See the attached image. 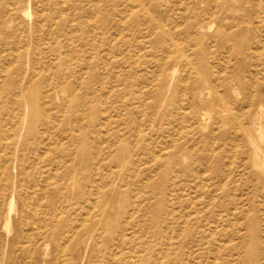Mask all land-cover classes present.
Listing matches in <instances>:
<instances>
[{
  "label": "rangeland",
  "instance_id": "obj_1",
  "mask_svg": "<svg viewBox=\"0 0 264 264\" xmlns=\"http://www.w3.org/2000/svg\"><path fill=\"white\" fill-rule=\"evenodd\" d=\"M0 264H264V0H0Z\"/></svg>",
  "mask_w": 264,
  "mask_h": 264
},
{
  "label": "bare ground",
  "instance_id": "obj_2",
  "mask_svg": "<svg viewBox=\"0 0 264 264\" xmlns=\"http://www.w3.org/2000/svg\"><path fill=\"white\" fill-rule=\"evenodd\" d=\"M166 36H167V35H166ZM169 39H170V38H169ZM173 41H174V40H173ZM259 47H260V46H259ZM232 120H233V119H232ZM234 121H235V120H234ZM234 121H233V122H234ZM238 126H239V125H238ZM239 130H240V129H239ZM258 151H259V150L255 147V150L253 151V153H254V158H255V159L258 158ZM255 165H256V164H255Z\"/></svg>",
  "mask_w": 264,
  "mask_h": 264
}]
</instances>
